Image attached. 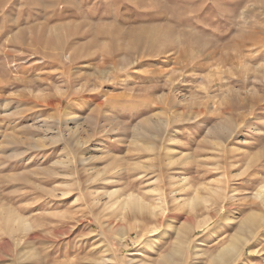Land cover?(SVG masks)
Masks as SVG:
<instances>
[{
    "label": "rangeland",
    "instance_id": "374dc122",
    "mask_svg": "<svg viewBox=\"0 0 264 264\" xmlns=\"http://www.w3.org/2000/svg\"><path fill=\"white\" fill-rule=\"evenodd\" d=\"M263 186L264 0H0V264H264Z\"/></svg>",
    "mask_w": 264,
    "mask_h": 264
},
{
    "label": "bare ground",
    "instance_id": "6f19581e",
    "mask_svg": "<svg viewBox=\"0 0 264 264\" xmlns=\"http://www.w3.org/2000/svg\"><path fill=\"white\" fill-rule=\"evenodd\" d=\"M71 167V166H70ZM119 180V179H118ZM117 180V181H118ZM120 182V181H119ZM118 182V184H116V185H119L120 183ZM262 193L264 192V186L262 187ZM114 191V190H113ZM116 192V190L114 191V192H111V193H109V195H111L112 193H115ZM261 194V193H260ZM261 196H262V194H261ZM134 200H136L137 202H138V205L140 206V207H142L143 206V202L139 199V200H137V199H135V197L131 194L130 195V201H134ZM144 208V207H143ZM144 210V209H143ZM221 211V210H220ZM255 215V214H254ZM211 219H213V218H211ZM211 219L210 220H208V221H211ZM207 221V222H208ZM204 224V223H203ZM202 224V225H203ZM253 230V229H252ZM246 234V233H245ZM124 237H123V239L125 238V235H123ZM240 237V236H239ZM238 240H239V238H237ZM235 241V240H234ZM236 242V241H235ZM242 243V242H241ZM237 244V243H236ZM223 250V249H222ZM238 251H239V249H238V245L236 246V245H231L230 247H228V248H226L225 250H223L220 254H217L216 256H214V262H216V264H230V262H231V259H232V257H234L236 254H240V253H238ZM212 262V261H211Z\"/></svg>",
    "mask_w": 264,
    "mask_h": 264
}]
</instances>
